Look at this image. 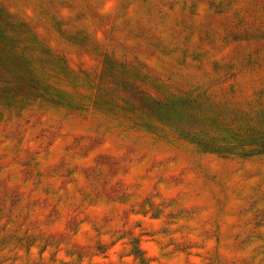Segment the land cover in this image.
I'll list each match as a JSON object with an SVG mask.
<instances>
[{
    "label": "rangeland",
    "instance_id": "obj_1",
    "mask_svg": "<svg viewBox=\"0 0 264 264\" xmlns=\"http://www.w3.org/2000/svg\"><path fill=\"white\" fill-rule=\"evenodd\" d=\"M0 264H264V0H0Z\"/></svg>",
    "mask_w": 264,
    "mask_h": 264
},
{
    "label": "trees",
    "instance_id": "obj_2",
    "mask_svg": "<svg viewBox=\"0 0 264 264\" xmlns=\"http://www.w3.org/2000/svg\"><path fill=\"white\" fill-rule=\"evenodd\" d=\"M135 254L137 256H140L141 255V252H140L139 248H135Z\"/></svg>",
    "mask_w": 264,
    "mask_h": 264
}]
</instances>
